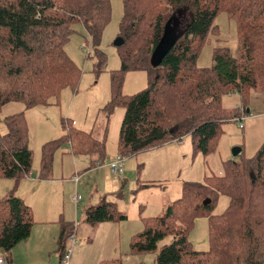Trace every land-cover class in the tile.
Returning <instances> with one entry per match:
<instances>
[{"label":"trees","instance_id":"16d2710c","mask_svg":"<svg viewBox=\"0 0 264 264\" xmlns=\"http://www.w3.org/2000/svg\"><path fill=\"white\" fill-rule=\"evenodd\" d=\"M121 1L119 75L145 71L148 85L134 95L118 97L120 77L112 79L113 96L105 110L111 112L117 105L124 109L119 153L130 157L189 135L194 154L209 155L216 149L222 125L245 116L251 92L264 94V0ZM223 13L235 23L236 53L229 47H213L211 65L201 67V49L213 38L218 41L216 19ZM110 16L111 0H0V109L10 102H22L26 109L52 105L63 89L75 90L80 71L64 47L80 24L87 34L84 42L97 50ZM229 94L239 96L240 108L222 106V98ZM2 122L0 179L27 177L33 159L23 114ZM67 129L71 137L69 124ZM83 134L74 135L77 143L84 138L90 143L91 135ZM60 144V140L45 144L39 175L49 171V150ZM97 144L103 158L104 143ZM82 150L88 152L86 146ZM240 153L223 164L221 175L184 183L181 197L161 216L143 219L144 230L132 236L129 253H152L155 264H264V143L251 158ZM219 194L229 203L224 213L214 216L209 210ZM85 215L91 225L126 219L104 200ZM200 215L208 217L205 252L194 251L188 239ZM33 224L21 199H0V251L7 261L11 250L30 236ZM73 234V226L69 232L62 229L59 264ZM168 237L169 243L159 246Z\"/></svg>","mask_w":264,"mask_h":264},{"label":"rangeland","instance_id":"374dc122","mask_svg":"<svg viewBox=\"0 0 264 264\" xmlns=\"http://www.w3.org/2000/svg\"><path fill=\"white\" fill-rule=\"evenodd\" d=\"M122 15V1L111 0L110 20L101 33L97 50L91 45L82 47L83 42L87 39V34L80 24L74 27L75 32L70 36L64 49L67 56L80 71L79 82L75 90L63 89L57 101L48 106L40 105L26 109L22 102H10L1 107L0 132L5 131L2 122L4 117L18 113L23 114L28 128L27 147L31 151L33 159L31 171L36 177L40 176L38 172L41 170L36 172L34 168L38 167L39 162L42 164L43 148L49 142L60 140L61 144L60 147L56 146L54 149L52 147L49 150V159L51 160L47 164L49 171L45 174L48 180H63L70 176L65 165L62 169L56 171L57 173L52 172L54 162L55 166L60 165V159L64 156H69L71 159L73 155L78 157L94 156L90 159L91 168L98 159L94 155L96 152L93 144L96 138L100 139L102 137V133H104L102 153L103 150L110 152L116 149L124 109L121 105H117L111 112L105 110L111 96H113L112 79L113 77H120L118 97L134 95L148 85V74L145 71H127L119 75L120 57L114 41L119 34ZM188 16L189 14H186L187 18ZM178 23L177 26H182ZM216 24L219 31L218 38L222 40L221 42H225L231 50L235 51L237 33L234 21L228 19L223 13L217 17ZM215 41L216 39H211L201 49L198 58L199 66L211 65V48L219 46L218 42L215 44ZM222 106L227 109L238 108L241 106L239 96L237 94L226 95L222 98ZM248 110L249 112L245 114L243 129H239L238 122L234 120L222 125V133L216 149L207 156L194 154L189 135L184 136L180 144L179 141H173L160 148L141 152L130 157H125L118 151V154L111 161H107V166L110 167L109 164L117 156L122 157L125 163L123 165V176L121 175V177L126 181L120 186L123 189H119V192L123 191L122 194L118 193L114 197L116 202L110 200V198L108 201L119 208L118 212L124 215L126 219L108 221L112 224H120L115 229V239L107 242L103 230L97 225L103 222L88 225L86 215H84L85 221H82V226L94 228L87 236L89 241L84 245L82 251L84 254L78 255L75 259L76 263L72 262L70 254V260L66 261L62 258L63 264H100L115 257L121 259L122 264H139V256H142V260L147 262L145 264H154L152 259L155 255L152 253L131 256L129 250L132 236L144 230L143 219L161 216L168 202H175L181 197L184 183L203 182L207 177L218 176V172L222 170L225 162L238 159V157L232 155L233 148H240L242 158L247 159L254 156L264 143V94L251 92ZM72 121L75 122V125H71ZM65 122L70 126L71 137H68V132L64 128ZM79 132H83V136L91 134L90 143L87 142V138H84V141L78 144L74 135ZM64 138H67L70 144ZM96 145L98 147L97 143ZM83 146L87 147L88 152L82 150ZM130 164L131 167H129ZM95 166L99 167L101 165L96 163ZM40 167L42 168L41 165ZM78 174L80 175L81 172H78ZM132 180L134 185H137L135 189L131 187L130 182ZM81 183L80 180L76 184H64L63 190L66 192L64 202L66 206L71 204L74 208L72 197L74 195H85V191L81 189ZM144 183H150L151 186L146 187ZM12 184L10 179H0V196L5 193L4 197L7 198L14 194ZM133 189L138 191L132 192V201H129L130 191H133ZM90 195L93 198L96 196L95 189L90 192ZM228 203V197L219 194L209 213L214 216L221 215L226 211ZM121 210H124V212H121ZM60 226L61 228L65 227V232L68 231V227L64 223L60 222ZM188 239L194 251H208L209 226L206 215H200L194 219ZM68 240L64 247L65 254L70 246L75 244V241L70 242ZM79 241V238H77L76 242ZM169 241L170 237L161 241L159 246L168 244ZM90 255L91 259L89 260Z\"/></svg>","mask_w":264,"mask_h":264},{"label":"crops","instance_id":"0c3cea01","mask_svg":"<svg viewBox=\"0 0 264 264\" xmlns=\"http://www.w3.org/2000/svg\"><path fill=\"white\" fill-rule=\"evenodd\" d=\"M221 41L222 40L218 38V41H216L215 44L218 42L217 44L219 46L215 47H228L225 42ZM231 51L233 54L236 53V50ZM238 108H240V106ZM73 122L74 121H72L71 123ZM73 125H75V122ZM183 138L184 136L179 140V144L182 143ZM102 139H104V133H102V137L100 139L96 138L95 141H97V143H104ZM67 143L70 144V141H68ZM94 150L96 152V154L94 155L97 156L98 159L91 168L90 159H92L94 156L91 157L86 155L85 157H78L76 155H73L72 159L69 156H64L60 159V165L57 164L55 166L54 162L52 168L53 173H57L56 171L62 169L64 165L66 166L67 172L68 174H70V176L63 180H48L46 179L47 175L42 176V174L39 177H36V175H34L32 171L27 177L18 180L10 179L13 183L12 185L14 186L12 187V189L14 190V194H11L10 196L15 195L17 198L21 199L26 206L29 207L34 224L32 226L30 236L25 241L17 244L11 250L8 261L6 260V258H4V254L0 251V256L5 259L6 264H59L60 253L58 251V243L60 240V234L63 229L60 226V222L64 223V225L68 227V231L66 232H69L72 226L74 227L75 244L71 247L70 253L72 256V262L76 263L75 259L78 257V255L84 254V252H82L84 249V245L87 241H89V238L87 236L89 235V233H91L92 229H94L82 226V221H85L84 215L86 213V210L88 208L95 207L102 200L108 201L110 198V200L115 201L114 197L117 196L116 194H122L123 192H119V189H123L120 188V186H122L124 184V181H126V179H122L121 176H117L112 173L110 167L107 166V161H111L118 154L117 146L114 151L112 150L110 152H106L103 150V158L100 157V152L98 153V147L95 146ZM98 162H102V165L96 167L95 165ZM40 165L41 162H39L38 167L34 168L36 169V172L41 170ZM129 167H131V164ZM40 172H38V174H40ZM78 172H81V174L79 175ZM218 174L221 175L222 171H219ZM76 175H79V180L75 182L73 178ZM80 180L82 182L81 189L85 191V195H77L79 199H77L76 201L73 200L74 208H72L71 204L70 206H66L64 202V194L66 193L63 190L64 184L70 183L72 185L73 183H79ZM130 184L132 188H137V185H134L133 180L130 182ZM144 184L146 187L151 186L149 185L150 183ZM93 189H95L96 191V196L94 198L90 195V192ZM134 189L133 191H130L131 196L128 198L129 201H132V192L138 191ZM4 195L6 194L4 193L3 195H1L0 199H4ZM75 196L76 195H74L72 199ZM170 203L171 202H168V204ZM117 209L120 210L119 208ZM121 212H124V210H121ZM119 224H112V222H103L97 225H99V228L103 230L105 234V240H107V242H111L116 237L115 229L116 227H119ZM88 225L91 224L88 223ZM121 226H123V224H121ZM77 238H79L80 240L78 243L76 242ZM90 259L91 255L89 257V260ZM114 259L119 258L115 257ZM138 259L140 260L139 264L147 263L142 260V256H139ZM154 260L155 256H153L152 259V263L155 264Z\"/></svg>","mask_w":264,"mask_h":264},{"label":"built area","instance_id":"2783aa9c","mask_svg":"<svg viewBox=\"0 0 264 264\" xmlns=\"http://www.w3.org/2000/svg\"><path fill=\"white\" fill-rule=\"evenodd\" d=\"M82 47H88V44L86 42H83ZM245 118H246L245 116H242L240 118L234 119V121L238 122L239 129L243 128V122H244ZM67 124L68 123H66V131H68ZM73 124H74V122L71 123V125H73ZM98 164L102 165V162H98ZM109 165H110V168H111L112 172L115 175H117V176H121L122 175V173H123V165H124V159L122 157L117 156ZM73 179L76 182L78 180V176L77 175L74 176ZM73 199L76 201L77 199H79V197L76 195ZM68 241H70V242H74L75 241L74 234L69 237ZM71 247L72 246H70V249H68V251L64 255V260H66V261L69 259V256H70V253H71ZM0 264H6L5 259L3 257H1V256H0Z\"/></svg>","mask_w":264,"mask_h":264},{"label":"water","instance_id":"95a60500","mask_svg":"<svg viewBox=\"0 0 264 264\" xmlns=\"http://www.w3.org/2000/svg\"><path fill=\"white\" fill-rule=\"evenodd\" d=\"M122 43H123V40H122L121 37H117V38L115 39V41H114V45H115L116 47L120 46ZM151 64H152V67H153V68L157 66V63H154L153 60H151ZM246 112L248 113L249 110H247ZM240 151H241L240 148H233V150H232V155H233L234 157H236V156L240 153ZM252 178H253V176H252ZM207 202H208V200H206V201L204 202V204L207 203Z\"/></svg>","mask_w":264,"mask_h":264}]
</instances>
